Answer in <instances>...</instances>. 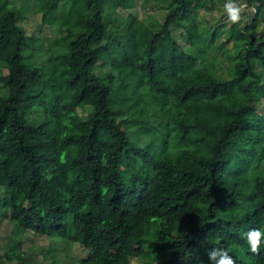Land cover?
<instances>
[{
	"label": "trees",
	"instance_id": "16d2710c",
	"mask_svg": "<svg viewBox=\"0 0 264 264\" xmlns=\"http://www.w3.org/2000/svg\"><path fill=\"white\" fill-rule=\"evenodd\" d=\"M22 1L0 0V263L22 264L33 231L71 264H213L214 248L264 264V236L247 242L264 231V0L218 26L198 16L211 0H154L159 22L118 12L151 0Z\"/></svg>",
	"mask_w": 264,
	"mask_h": 264
},
{
	"label": "rangeland",
	"instance_id": "374dc122",
	"mask_svg": "<svg viewBox=\"0 0 264 264\" xmlns=\"http://www.w3.org/2000/svg\"><path fill=\"white\" fill-rule=\"evenodd\" d=\"M12 3L15 5L21 6L23 4L22 0H10ZM140 1V0H138ZM243 0H237V4L241 7V19L240 22L242 24L248 22L254 15H255V8L253 6H243L242 3ZM211 5V8L207 9L206 7L201 8L199 10V19H201L202 23L206 21V19H209V21L213 20L212 23L216 26H218L219 22H229L232 23V21L229 19V16L227 12L225 11L224 5L227 3V0H212L208 2ZM209 5V6H210ZM119 14L121 15H128L130 12H135L138 14V16L145 20V21H153L157 20L158 22L163 20V12L158 10V8L155 5V1L151 0L149 2V6H144V5H138L136 8L131 9V10H126V9H119L118 10ZM28 15V16H27ZM25 19L21 24L26 28L27 32L40 39L42 41V45L44 49H47L51 43H50V38L56 37L57 33L53 29V25H44V29L41 31L43 28L41 25H39V16L34 15L33 10L30 12L28 11ZM264 15V13H263ZM198 19V17H197ZM203 27V26H202ZM209 24L206 26L208 29ZM259 36L263 34L264 30L263 28L259 29ZM35 38V39H36ZM37 40V39H36ZM35 46V45H34ZM26 54H28V51H26ZM38 57L41 62L46 61V53L45 51L39 52ZM100 64V63H99ZM108 66L106 64H100L98 67V71H107ZM1 95H6L5 93H1ZM258 99V102L256 101V104L258 105V109L261 111H264V98L256 97ZM91 109V106H87L83 109L80 110L81 115H86ZM152 122L159 125L161 124L160 121H157L156 119H152ZM13 229V224L9 219L3 218L0 216V257L5 255L6 249L8 248L10 242H11V233ZM55 241H54V240ZM49 238L43 235H38L33 231H27L24 236H23V241H22V250H29V254L27 256V259L22 263V264H34L38 262V264H50L52 261V256L53 259L56 260V262L60 264H71L70 259L69 261H65L63 257H67L68 251L63 252V250H60V243L62 242L58 236ZM59 243V246H58ZM55 244L53 246L52 253H50L47 257L44 256V254L48 251L50 245ZM64 244V243H62ZM61 244V245H62ZM80 250L75 249L74 253L76 256H78V253ZM51 255V256H50ZM4 257V256H3ZM46 259H45V258ZM138 260L135 259L134 264H141V259L137 258ZM58 263V264H59ZM1 264V263H0ZM11 264V263H9Z\"/></svg>",
	"mask_w": 264,
	"mask_h": 264
},
{
	"label": "clouds",
	"instance_id": "9594fccd",
	"mask_svg": "<svg viewBox=\"0 0 264 264\" xmlns=\"http://www.w3.org/2000/svg\"><path fill=\"white\" fill-rule=\"evenodd\" d=\"M225 11L227 12L229 19L235 23L241 19V7L237 4V0H227L224 5ZM264 236L262 230H251L247 233V242L253 252L259 250L261 246V238ZM209 257L213 264H234L231 256L228 255L224 249H213L209 253Z\"/></svg>",
	"mask_w": 264,
	"mask_h": 264
},
{
	"label": "built area",
	"instance_id": "2783aa9c",
	"mask_svg": "<svg viewBox=\"0 0 264 264\" xmlns=\"http://www.w3.org/2000/svg\"><path fill=\"white\" fill-rule=\"evenodd\" d=\"M243 2H244V3H243ZM243 2H242V3H243V4H242L243 6H248V5H247V1L243 0Z\"/></svg>",
	"mask_w": 264,
	"mask_h": 264
}]
</instances>
